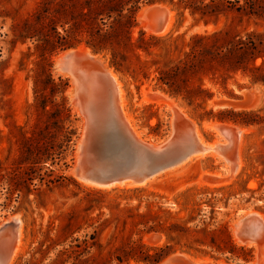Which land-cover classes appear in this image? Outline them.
<instances>
[{
    "label": "rangeland",
    "instance_id": "374dc122",
    "mask_svg": "<svg viewBox=\"0 0 264 264\" xmlns=\"http://www.w3.org/2000/svg\"><path fill=\"white\" fill-rule=\"evenodd\" d=\"M82 1L0 0V227L16 217L23 223L25 250L14 263L65 264L63 260L66 256H63V260L59 258L61 252L70 250L71 246L84 245L85 242L92 244L95 241L92 238L102 245L103 251L93 249L86 257L91 261L86 264H99L110 253L120 255L121 251L128 249L133 243L142 242L150 248H164L167 239L162 233H147L145 228L135 225L137 220L134 222L133 216L146 213L148 205H151L152 212H158L168 224L186 223L189 228L205 227L209 232L225 229L236 247V253L231 255L217 253L207 247L188 253L186 250L177 251L175 245L176 251L163 260L185 254L194 260L215 263L255 262L257 251L237 241L234 225L248 211H258L264 215V86H253L247 77L238 75L228 83V90L236 96L231 98L221 85L207 80L208 87L215 92L214 100L206 105L207 111L213 109L217 113L225 110L217 109L213 104L220 101L243 102L247 100L249 93H253L255 99L246 109L234 110L255 112L259 123L246 126L223 123L217 119L199 122L195 119L194 111H204L190 108L181 99L177 100L157 87L154 70L150 72L149 79H146L141 71L136 76L133 73H120L113 68L123 83L128 112L144 139L159 142L170 136L172 110L165 99L167 95L198 124L205 139L215 141L218 138L215 131L204 128L205 123L228 124L247 129L241 152L242 167L237 176L228 182L224 177L231 170L229 164L223 157L218 161L209 158L196 162L191 169L164 176L152 188L109 191L88 188L76 179L73 172L82 121L69 102L72 84L69 79L57 75L53 70L56 58L63 52L49 60L53 78L57 82L59 79L68 82L66 106L71 111L72 129L76 136L67 151L63 149L65 153L57 147L63 143L61 132L52 127L50 117L45 114L38 117L36 111L35 79L41 76L39 64L42 51L39 47L43 46V42L41 38H36L23 43L16 36L24 24L38 12L48 15L49 20L56 18L59 23H64L67 19L64 12L79 11ZM155 6L168 8L173 13L175 30L171 34L185 36L181 45H186L195 34L223 29L226 23L235 19L233 14H229L227 17H220L218 25L212 22L205 26L203 22H198V17H193L189 10H185L179 1L171 0L147 4L139 14L144 9ZM47 22L48 20L44 21V24ZM253 30L263 32L264 27L253 21L237 26V31L243 35L245 31ZM58 31L63 33L61 24L58 25ZM142 33L154 36L148 35L138 15V26L133 30V39L138 40ZM81 47L89 48L85 42ZM162 53L160 50L155 52L159 56ZM99 56L111 66L108 53ZM55 101L60 103L61 98L58 97ZM31 138L36 139L35 142L40 145L56 147L53 158H45L36 166L33 161L35 154L23 155V149L26 151L36 145L33 141L29 144L32 147L26 145L25 148L26 140ZM234 151L231 149L229 154H234ZM216 174L221 177L215 176ZM210 177L218 178L220 182L215 184ZM153 235L161 236V241L154 242ZM217 236L218 244L224 246L221 237ZM245 255H250L247 256V261ZM132 263L145 264L135 261L128 264Z\"/></svg>",
    "mask_w": 264,
    "mask_h": 264
},
{
    "label": "trees",
    "instance_id": "16d2710c",
    "mask_svg": "<svg viewBox=\"0 0 264 264\" xmlns=\"http://www.w3.org/2000/svg\"><path fill=\"white\" fill-rule=\"evenodd\" d=\"M165 1L83 0L79 11L64 12L67 18L64 23H59L56 18L49 20L48 15L38 12L17 33V39L23 43L36 38H41L43 42V46L39 47L42 51L39 64L41 76L35 79L36 111L38 117L44 114L50 117L52 127L61 132L63 143L57 146L60 150L67 151L76 132L72 129L71 111L66 106L68 82L62 79L57 82L53 78L49 58L59 52L79 48L84 42L95 54L108 53L111 66L120 73L137 76L141 71L149 79L150 72L154 70L157 87L171 97L181 99L190 108L204 111H194L195 119L199 122L217 119L223 123L246 126L259 123L255 112H236L232 109L217 113L213 109L207 111L206 105L214 100L215 92L206 81L221 85L231 98L236 96L228 90V83L238 75L247 77L253 86H264V31H245L244 35L237 31V26L252 21L264 27V0H171L179 1L205 26L212 22L218 25L220 17L229 14H233L235 19L226 23L223 29L191 36L186 45H181L184 35L174 34L157 37L142 33L135 41L132 33L138 26V15L143 6ZM46 20L48 22L44 24ZM59 24L63 33L58 31ZM157 50L163 53L156 55ZM58 97L61 98L60 103L55 101ZM35 140H26L25 148L33 141L36 145L22 152L23 155L35 154L33 161L38 166L45 158H53L56 147L40 145ZM147 209L146 213L133 216L134 222L137 220L135 225L142 226L147 233H162L167 239L166 247L150 248L142 242L133 243L120 255L110 253L99 264H128L132 261L157 264L176 251L175 245L177 251L186 250L188 253L203 247L222 254L236 253L232 237L225 229L209 232L205 227L189 228L186 223L168 224L158 212H152L151 205ZM217 235L224 246L218 244ZM92 240H95L92 244L85 242L84 245L71 246L70 250L61 252L59 258L63 260V256H66L63 260L65 264L89 263L91 260L86 257L93 249L103 251L102 245L95 238Z\"/></svg>",
    "mask_w": 264,
    "mask_h": 264
},
{
    "label": "water",
    "instance_id": "95a60500",
    "mask_svg": "<svg viewBox=\"0 0 264 264\" xmlns=\"http://www.w3.org/2000/svg\"><path fill=\"white\" fill-rule=\"evenodd\" d=\"M157 11L161 16H156ZM147 12V19H156L162 32L168 23V12L158 6ZM53 70L70 80L69 102L82 121L73 170L77 179L101 188H140L191 158L203 155L207 145L214 142L205 138L202 141L190 120L183 116L180 119L172 109L171 134L166 140L156 142L140 138L124 116L115 77L100 61L79 52V48L61 53ZM253 99L254 94L249 93L246 101L225 102L223 105L243 110ZM221 127L219 133L224 141H228L227 145L235 138L234 134L239 138L237 129ZM225 149L227 146L222 151ZM210 180L220 182L218 178L210 177ZM259 214L264 217L258 211H248L239 217L234 226L235 236L254 246L264 244V220ZM21 222L10 220L0 227V264L11 263ZM152 240L159 242L161 236L153 235ZM189 257L177 254L157 264H220L197 262Z\"/></svg>",
    "mask_w": 264,
    "mask_h": 264
},
{
    "label": "bare ground",
    "instance_id": "6f19581e",
    "mask_svg": "<svg viewBox=\"0 0 264 264\" xmlns=\"http://www.w3.org/2000/svg\"><path fill=\"white\" fill-rule=\"evenodd\" d=\"M162 9H164V10H166L168 12V17H167L168 18V23H167V26L165 27V29L162 32H161V29H159V27H158L159 25H158V21L156 19L155 20L152 19V21L150 19L149 20L147 19L148 18V16H147L148 12L147 11H149L150 8L144 9L139 14V21L144 26V28L147 31L148 35H155V36L163 37V36L170 35L172 32H174L175 23H174V15H173V13L168 8L162 7ZM156 14H157L156 16H159V15L161 16V12L157 11ZM79 52L85 54L86 56H89L91 58H95L96 60L100 61L104 65V67L107 70H109V72H111V74L115 77V79L117 80L118 88H119V93H120V98H121V108L123 110L124 116L126 117L128 123H130V125H132L134 130L137 132L138 136L140 138H143L142 133L138 130L136 124L134 123V120H133L131 114L128 112L126 92L124 90L123 83L121 82L120 77L118 76L117 72L113 69V67L110 66L109 62L106 59H104L102 56H99V55L95 54L91 49H89L87 47H81L79 49ZM63 77H65V76H63ZM71 92H72V88H71L69 94H71ZM165 99L167 101V104L171 107L172 110H174L177 113L179 118L181 119L182 116H183L184 119L190 120L191 124H193L196 127V130H197L199 138L202 141L205 140L204 137L202 136V133H201V130H200V127L198 126V124L195 121H193L192 119H190L185 114L183 109H180L178 107V105L176 104V102L173 99H171L167 95H165ZM225 102L226 101H220V102H216L213 105L215 107H217V109L218 108H222V109H232V110H234V108H232L231 106H224L223 103H225ZM235 110L239 111V109H236V108H235ZM221 126H223V125L216 124V123H205L204 124V128L205 129H212L218 135L217 140H215L212 144L207 145V151L203 155H198L196 157L191 158L189 161H187L186 163H184L180 167H177V168H175L173 170L167 171L166 173H164L163 175L159 176L158 178L150 181L149 183H147V185H145L143 187L144 188H152L155 185H157L164 176H167V175H170V174H174L176 172H182V171L186 170L187 168L191 169L194 166V164H196V162H199L200 160H206V159L211 158V159H214L215 161L216 160L218 161L222 157H223L222 159H224L227 162V164H229V168L231 169L229 171V173L227 174V176L224 177V179L226 181H228V182L232 181L237 176V174L240 172L241 167H242L241 152H242V149H243V146H244L245 137H246V135L248 133V130L244 129V128L234 127L233 125H228V124L224 125V126H226L228 128H231V129H237L238 130V135H239V138H237L236 134H234L235 138H232V142L227 145L228 141H226V140L224 141V139L222 138V136L219 133L220 128H222ZM226 146H227V149H225L226 151L223 150L224 151L223 152L222 148H226ZM231 149L235 150L234 154H233V152H232V154L231 153L229 154V151ZM238 153H239V155H238ZM215 176L221 177V176H218L217 174ZM77 180L80 181L82 183V185H84V186H86L88 188L98 189V190H108L109 191V190H113V189H118L119 190V189L134 188V187H129V186H124V187L116 186V187H112V188H101V187L86 183L83 180H80V179H77ZM228 182H226V184ZM140 188H142V187H140ZM246 214L247 213H245V215ZM260 217L263 218V220H264V217L262 215H260ZM12 220H19V222H21L19 217H16V218H14ZM22 231H23V223L21 222L19 241H18L16 250H15V253H14V257H13V259H12L10 264H15L14 262H15L16 258L19 257L25 250L24 241H23L24 237H23ZM234 235H235V227H234ZM235 237H236V239H237V241L239 243L244 244L247 247L254 248L257 251L256 262L259 263V264H264V244L255 245L254 246L253 244H251L249 242L246 243V242L242 241L237 236H235ZM189 258L193 259L191 256ZM196 261L197 262H203V263H214L212 261H207V260H205V261L196 260ZM132 264H135V263H132ZM220 264H224V263H220Z\"/></svg>",
    "mask_w": 264,
    "mask_h": 264
}]
</instances>
